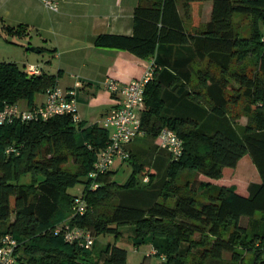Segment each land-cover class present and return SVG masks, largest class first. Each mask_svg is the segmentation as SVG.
I'll return each instance as SVG.
<instances>
[{"label": "trees", "instance_id": "trees-1", "mask_svg": "<svg viewBox=\"0 0 264 264\" xmlns=\"http://www.w3.org/2000/svg\"><path fill=\"white\" fill-rule=\"evenodd\" d=\"M203 1L146 0L134 11L131 37L100 36L95 42L97 47L121 49L154 61V76L144 91L141 130L143 136L155 139L167 128L183 141L180 159L172 161L167 156L160 193L164 202L174 199L173 206L155 201L146 208L123 204L94 215L113 189L133 190L142 170L130 156L132 175L127 182L110 181L108 172L98 180L99 188L90 191L87 174L96 152L108 141V132L97 124L85 127L65 116L2 126L0 164L5 159L10 163L7 173L0 174V229L6 230L0 232V240L9 234L17 241V264H127L124 249L109 243L96 249L95 242L99 237H120L119 228L125 225L133 228L135 247L151 244L165 257V264H184L193 250L198 264H219L225 254L240 262L238 249L264 255V229L256 228L264 224V0H212L209 23L192 34L186 31L177 7L183 3L185 17L192 8L198 24L196 11ZM237 16L250 22L248 36L238 33ZM1 31L6 37L28 35V27L22 25H5ZM250 59L253 70H237ZM55 82L54 76L29 77L16 64L0 63V110L20 101L32 107L34 97ZM241 105L242 114L230 116ZM243 114L247 124L238 132L236 120ZM9 148L15 153L7 154ZM246 155L259 177V183L248 186L247 196L234 188L202 182L191 187L174 184L185 171L220 180L223 169H234ZM70 161L77 174L63 169ZM21 162L25 172L33 174L29 185L17 182ZM78 185L88 211L70 223L94 237L89 250L53 235L66 211L61 206L70 216L75 196L69 191ZM199 191L205 193V200L195 197ZM256 215L261 216L259 222L254 221ZM242 219L248 221L246 226L241 225Z\"/></svg>", "mask_w": 264, "mask_h": 264}, {"label": "crops", "instance_id": "crops-1", "mask_svg": "<svg viewBox=\"0 0 264 264\" xmlns=\"http://www.w3.org/2000/svg\"><path fill=\"white\" fill-rule=\"evenodd\" d=\"M56 1L59 11L53 13L38 0H0V33L5 25L28 27L27 36L16 38L29 40L28 48L38 49L39 53H50L55 65L54 72H47V61L36 64V59L20 53L17 63L22 64V70L27 65H37L42 73L56 77L57 84L62 89L75 94L79 121L85 127L98 125L119 102L117 97L105 90V80L111 78L127 83L141 79L150 60L139 59L121 49L97 47L95 42L100 36L131 37L134 33V11L146 0ZM183 6L180 2L177 10L186 31L193 34L209 23L212 0H204L198 7V24L193 21L192 8L189 9V17L184 16ZM239 18L243 17H235L236 24L239 23ZM192 79L196 82L194 75ZM44 101L45 94H38L34 97L32 107L41 105ZM17 105L22 109L30 108L25 101H20ZM242 119L244 118L236 120V123ZM128 148L130 153L137 150L132 149L131 145ZM207 180L215 184L220 182Z\"/></svg>", "mask_w": 264, "mask_h": 264}, {"label": "rangeland", "instance_id": "rangeland-1", "mask_svg": "<svg viewBox=\"0 0 264 264\" xmlns=\"http://www.w3.org/2000/svg\"><path fill=\"white\" fill-rule=\"evenodd\" d=\"M241 17V16H240ZM250 22L246 18H239L238 25V33L243 34L244 36H248L250 32ZM264 35V28L262 30V36ZM6 39V40H5ZM29 40H20L16 37L12 36H0V63H15L19 69H23V66L19 62L20 53L25 54L30 59H36L34 61L37 63H45L47 72H54V65L51 57V54L45 51H42L39 54H34L26 51L28 48ZM33 44V42H32ZM254 69V62L250 59L247 60L242 67L237 66V70H243L244 72H248ZM241 105L238 109L233 110L230 116L235 113L242 114ZM244 116V114H243ZM245 117V116H244ZM243 117V118H244ZM247 124V118L240 120L237 122V130L241 132L242 128ZM132 149L137 148L134 153L131 152V160L142 168L140 175L138 176L137 185L133 190L124 191L120 189H113L110 191L111 195L106 199V202L99 205L96 209V214L94 215H102L104 213L111 212L118 205H132V206H141L146 208L148 204L152 202L164 203L166 206L172 207L174 203V199H169L164 202L160 193L162 192L163 183L166 176V166H167V153L160 149L158 146L157 140L143 136L139 139H136L131 144ZM154 156L156 159H154ZM10 163V160L5 159L0 164V174L7 173L5 167ZM20 175L18 176V184L19 185H29L32 183V173L25 172L24 163L21 162L19 168ZM65 171L71 174H77L78 168L72 164L70 161L69 164L63 168ZM111 174L109 176V180L113 181L117 184H123L128 181L130 176L132 175V165L129 162H117L112 169L110 170ZM147 178L148 182L146 184L143 183V180ZM212 181V180H211ZM200 182L203 184L208 183L210 185H224V188H234L236 192L241 196H247L248 186L251 183H259V177L255 167L253 166L251 159L248 155L244 156L237 164L234 169H223V175L220 179V182L216 184L214 182L208 181L203 176H197L191 172H182L180 173L174 184L179 187H191L197 186ZM226 186V187H225ZM82 189L81 185H78L71 189L69 192L73 196H78L80 194V190ZM183 194H188V191H183ZM191 195H194L191 193ZM196 198L200 200H205L206 195L204 192H198L195 195ZM65 211L63 218H61L60 223L55 227H58L62 223L68 220L69 214L67 212V208L65 206H61ZM261 216L256 215L254 221H260ZM248 221L246 219L241 220V225L246 226ZM250 225V222L249 224ZM257 230L264 229V224L260 223L259 226L256 227ZM39 229H42L39 228ZM132 227L125 225L119 228L120 237L114 236H106L99 237L95 240L96 249L100 248L106 244H112L119 248H122L126 251L127 264H165L163 260L159 257H151L146 258V253L148 251V245H142L140 247H135L132 241ZM1 233H6L5 229H0ZM153 244V243H152ZM158 241H154V245H158ZM149 246H152L149 244ZM237 252L241 257L240 262L232 261L231 256L225 254L222 262L219 264H261L264 260V255L261 257L259 254L255 252H245L241 249H238ZM199 256L196 250H193L185 259L184 264H198ZM204 264H212L210 262Z\"/></svg>", "mask_w": 264, "mask_h": 264}, {"label": "built area", "instance_id": "built-area-1", "mask_svg": "<svg viewBox=\"0 0 264 264\" xmlns=\"http://www.w3.org/2000/svg\"><path fill=\"white\" fill-rule=\"evenodd\" d=\"M38 1L53 13L59 11L56 0ZM261 42L264 46V35L261 37ZM154 71V61L151 59L141 79L127 83H121L111 78L105 80V90L117 97L119 102L118 106L98 124L101 129L108 132V141L103 148L96 152L92 170L87 174L86 181L90 191L99 188L101 184L98 180L110 172L117 162H127L130 159L131 153L128 147L143 136L140 115L144 108V91L148 82L152 80ZM25 72L29 77H38L42 74L41 68L37 65H27ZM44 94L43 104L28 109H22L17 104L6 105L0 110V127L14 123L44 122L65 116L70 117L74 124L80 122L73 92L62 89L56 81ZM156 140L160 149L164 150L172 161L181 158L184 149L183 141L174 131L164 128L158 133ZM6 153L13 154L15 151L13 148H9ZM147 182L148 179L145 178L143 183ZM87 211V203L81 189L80 194L73 198L68 220L56 227L53 235L61 237L66 244L76 245L85 250L91 249L94 243L91 233L70 223L72 219L84 216ZM148 247L147 257H159L165 261V257L158 255L153 246ZM17 248L18 243L13 236L9 234L3 236L0 240V264H17Z\"/></svg>", "mask_w": 264, "mask_h": 264}, {"label": "water", "instance_id": "water-1", "mask_svg": "<svg viewBox=\"0 0 264 264\" xmlns=\"http://www.w3.org/2000/svg\"><path fill=\"white\" fill-rule=\"evenodd\" d=\"M27 51L28 52H32V53H39L40 52L38 49H35V48H32V47L27 48Z\"/></svg>", "mask_w": 264, "mask_h": 264}]
</instances>
